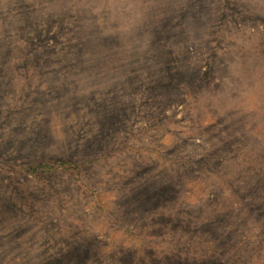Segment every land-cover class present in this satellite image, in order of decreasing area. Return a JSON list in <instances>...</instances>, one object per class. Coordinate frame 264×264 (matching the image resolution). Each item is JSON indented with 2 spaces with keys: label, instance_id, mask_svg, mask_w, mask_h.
<instances>
[{
  "label": "rangeland",
  "instance_id": "obj_1",
  "mask_svg": "<svg viewBox=\"0 0 264 264\" xmlns=\"http://www.w3.org/2000/svg\"><path fill=\"white\" fill-rule=\"evenodd\" d=\"M0 264H264V0H0Z\"/></svg>",
  "mask_w": 264,
  "mask_h": 264
}]
</instances>
